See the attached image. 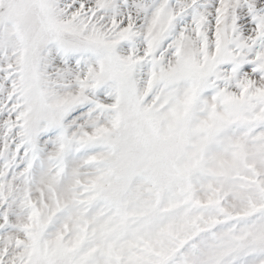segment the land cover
<instances>
[{"label": "rangeland", "instance_id": "obj_1", "mask_svg": "<svg viewBox=\"0 0 264 264\" xmlns=\"http://www.w3.org/2000/svg\"><path fill=\"white\" fill-rule=\"evenodd\" d=\"M0 264H264V0H0Z\"/></svg>", "mask_w": 264, "mask_h": 264}]
</instances>
